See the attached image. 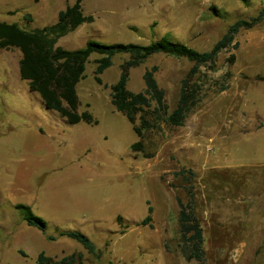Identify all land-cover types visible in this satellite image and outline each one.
<instances>
[{
	"label": "rangeland",
	"instance_id": "1",
	"mask_svg": "<svg viewBox=\"0 0 264 264\" xmlns=\"http://www.w3.org/2000/svg\"><path fill=\"white\" fill-rule=\"evenodd\" d=\"M75 1L0 0V21L41 29L55 24ZM82 7L94 22L57 46L79 50L89 41L147 46L168 36L205 52L230 25L264 10V0H84ZM235 43L213 69H201V76H208L201 77L206 88L226 80L229 89L208 91L182 126L162 125L149 134L150 158L132 150L139 137L111 103L110 87L129 55L112 59L100 76L102 85L95 81L100 56L90 57L76 89L79 112H89L95 122L72 125L47 109L19 77L20 51L0 48V264H37L42 252L55 259L81 253L83 264H197L186 258L180 235L178 199L187 202L189 186L175 175L181 169L195 174L207 263L264 264V168L256 142L264 131L256 111L264 105V81L257 79L264 77V21L241 30ZM155 66L173 111L193 63L154 55L130 70L128 89L142 91L145 71ZM18 204L47 222L45 233L27 225ZM149 206L151 226L138 225ZM59 232L83 233L98 255ZM50 235L56 240L49 241Z\"/></svg>",
	"mask_w": 264,
	"mask_h": 264
},
{
	"label": "trees",
	"instance_id": "2",
	"mask_svg": "<svg viewBox=\"0 0 264 264\" xmlns=\"http://www.w3.org/2000/svg\"><path fill=\"white\" fill-rule=\"evenodd\" d=\"M68 2V0H66ZM84 0H76L73 5H67L58 14V21L48 27L27 31L17 23L0 21V48L4 50H19V73L23 81L28 83L29 89L37 93L45 107L57 112L69 124L80 122L94 123L89 112H79L81 105L77 94V85L84 78L86 65L92 55L100 56L95 61V81L102 85L100 76L112 66V59L116 55H129V59L121 65V75L117 83L110 87L111 103L116 110L124 114L139 137V141L132 145V150L142 153L145 158L152 154L146 151L147 136L159 132L162 125L170 127L182 126L188 116L200 105L208 91L216 94L229 89L226 80L216 82L215 86L206 88L201 76V69L211 70L216 64L218 56L226 49L238 47L235 39L241 30H250L264 21V10L249 20H238L230 25L223 37L211 50L200 52L181 43L171 41L164 36L159 41L143 46L138 44H102L89 41L85 48L67 50L57 46L58 41L77 30L84 24L94 22L93 16H87L83 11ZM24 19L31 22L32 16L26 14ZM163 54L176 58H183L193 63L188 75L182 80L178 104L173 111H169L165 100V91L159 87L156 80L158 67L147 69L143 75L145 88L140 92L128 89L130 70L143 65L154 55ZM235 56L232 55L229 63L233 64ZM203 77V78H201ZM257 79L264 81V77ZM108 86H106L107 88ZM182 176L188 183V200L183 203L178 199L180 235L183 242V251L188 260H195L197 264H208L204 249V230L196 211V200L192 180L195 174L192 170L181 169L175 174ZM16 209L23 214L28 226L45 233L47 222L37 216L32 208L25 204L16 205ZM148 216L138 225L151 226L153 221V208L149 206ZM121 224L122 218L118 217ZM59 237H66L80 243L88 253L98 255L94 243L81 232H59ZM56 236L47 237L55 241ZM83 255L74 253L55 259L44 252L37 257V264H83Z\"/></svg>",
	"mask_w": 264,
	"mask_h": 264
},
{
	"label": "crops",
	"instance_id": "3",
	"mask_svg": "<svg viewBox=\"0 0 264 264\" xmlns=\"http://www.w3.org/2000/svg\"><path fill=\"white\" fill-rule=\"evenodd\" d=\"M19 75H20V73H19ZM256 111L259 113L261 118L264 119V105H262L261 107H258V109ZM260 134H261V136L258 137V139L256 140V142L258 143V145L260 147L259 150H258V155L259 156H258L257 160H259L261 162V167L264 168V148L262 147V146H264V131L261 132Z\"/></svg>",
	"mask_w": 264,
	"mask_h": 264
}]
</instances>
